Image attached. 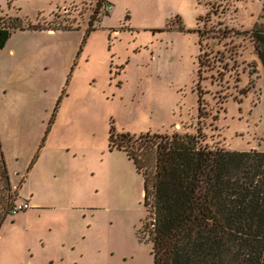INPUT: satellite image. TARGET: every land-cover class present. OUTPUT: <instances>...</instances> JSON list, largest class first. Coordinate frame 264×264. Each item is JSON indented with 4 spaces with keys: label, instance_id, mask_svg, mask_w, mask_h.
I'll use <instances>...</instances> for the list:
<instances>
[{
    "label": "rangeland",
    "instance_id": "1",
    "mask_svg": "<svg viewBox=\"0 0 264 264\" xmlns=\"http://www.w3.org/2000/svg\"><path fill=\"white\" fill-rule=\"evenodd\" d=\"M97 2L0 0V25L79 27L0 48L1 149L30 204L2 222L0 264H153L143 178L110 134L264 152V0H105L88 31Z\"/></svg>",
    "mask_w": 264,
    "mask_h": 264
},
{
    "label": "trees",
    "instance_id": "2",
    "mask_svg": "<svg viewBox=\"0 0 264 264\" xmlns=\"http://www.w3.org/2000/svg\"><path fill=\"white\" fill-rule=\"evenodd\" d=\"M4 21L0 48L12 30L79 28ZM251 39L264 69L263 24L254 26ZM197 112L200 118L201 100ZM202 141L199 132L109 136L110 148L123 151L142 175L146 214L140 231L151 244L153 264H264V152L229 151ZM15 197L0 141V227Z\"/></svg>",
    "mask_w": 264,
    "mask_h": 264
},
{
    "label": "built area",
    "instance_id": "3",
    "mask_svg": "<svg viewBox=\"0 0 264 264\" xmlns=\"http://www.w3.org/2000/svg\"><path fill=\"white\" fill-rule=\"evenodd\" d=\"M30 209V204L27 201H15L10 209L11 214H17Z\"/></svg>",
    "mask_w": 264,
    "mask_h": 264
},
{
    "label": "crops",
    "instance_id": "4",
    "mask_svg": "<svg viewBox=\"0 0 264 264\" xmlns=\"http://www.w3.org/2000/svg\"><path fill=\"white\" fill-rule=\"evenodd\" d=\"M49 32H52V31H49ZM18 198H19V197H18ZM17 201H27V200H20V199H19V200H17ZM27 202H28V201H27Z\"/></svg>",
    "mask_w": 264,
    "mask_h": 264
}]
</instances>
